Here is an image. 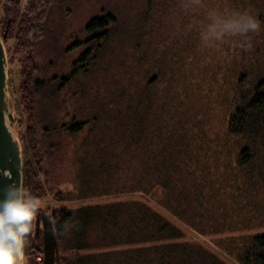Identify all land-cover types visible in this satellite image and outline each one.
I'll return each mask as SVG.
<instances>
[{"label": "trees", "instance_id": "1", "mask_svg": "<svg viewBox=\"0 0 264 264\" xmlns=\"http://www.w3.org/2000/svg\"><path fill=\"white\" fill-rule=\"evenodd\" d=\"M54 4L55 0H31L28 7L21 10L19 0H10L3 20L0 19L2 33H7L5 43L12 67V90L25 158V189L32 196L38 198L40 195V201L46 199V184L52 176L48 167L54 146L47 144V139L56 135L59 129L75 137L89 126V122L76 120L78 123L72 122V128L66 123L69 121H64L61 126L45 129L43 121L35 119L34 114L41 109V90L48 86L34 80V74L39 71L36 59L47 36L46 23ZM183 7L173 52L169 48V56L156 49L152 52L154 57L149 59H153V64L148 65L152 70L141 85V92L149 95L151 102L142 104L140 99L137 107L131 109V115H136L130 128L131 145L142 146L147 140L145 132L148 136L143 147L145 152L140 151L144 178L147 179L137 181L138 185L144 182L138 189L146 196L156 187L163 189L166 194L160 202L162 210L147 199L134 197L137 194L133 192L137 191L128 192L131 196L125 198L111 191L115 195L111 202L88 204L85 202L102 198L97 187L92 190L94 184L75 185L79 192L59 191L53 199L55 202L76 204L59 205L54 209L52 206L50 210L47 205L42 206H46V212L51 214L55 224L61 264H227L200 243L188 241L181 226L173 223V216L183 220L181 210L185 206L188 208L196 203L202 206L212 201L221 204L222 197L227 196L231 203L251 198L264 205V26L259 32L249 34L251 47L247 49L229 39L213 44L216 50L209 54L198 44L205 26L202 21H206V15L209 17L213 10L217 13L233 9L250 11L264 25V0H207L201 15L193 14L194 10L187 5ZM114 21L112 17L95 19L87 30L94 35L95 30L103 29L108 39L111 32L107 30ZM96 35L100 40L101 36ZM170 40V37L164 38L162 47L166 48ZM9 42H13L16 52L21 54L20 75L24 80L20 92L28 116L26 129L20 115ZM76 48L78 46L69 51L74 52ZM83 62L73 64L72 77L81 69L86 73L87 67H91L88 62L87 66L77 68ZM211 66H229L230 76L236 77L234 83L230 82L216 94V99L213 97L220 86L217 73H209ZM164 86L166 90H163ZM212 86L217 87L207 91H213V95L201 94L206 87ZM173 94L177 99L174 107ZM205 100L208 105H221L222 109L229 105L228 113L222 119L225 133L219 140H215L214 129L208 125V111L197 108ZM140 127L153 129L148 132L139 130ZM173 151L182 155L177 157L181 161H176ZM181 166L191 168V175L185 177L178 172ZM174 171H177L176 176ZM201 178L203 180L196 185L204 186L195 190L191 198L185 187ZM224 182L228 183L226 190L223 189ZM83 187L88 188L83 191ZM253 229L258 233L242 238L241 246L231 249L228 246V252L238 253L241 264H264V220ZM32 240L31 249L26 241L27 264H39L30 262L32 255L43 254L39 250L36 231ZM225 240L231 243L234 239Z\"/></svg>", "mask_w": 264, "mask_h": 264}, {"label": "rangeland", "instance_id": "2", "mask_svg": "<svg viewBox=\"0 0 264 264\" xmlns=\"http://www.w3.org/2000/svg\"><path fill=\"white\" fill-rule=\"evenodd\" d=\"M9 1L0 0L1 21ZM30 1L19 0L21 10L26 9ZM206 1L55 0L46 23L47 36L36 59L39 71L34 74V80L48 84V86L47 90L44 88L41 90L39 98L41 109L34 114L35 119L43 121L45 129L55 125L61 126L64 121H69L66 123L72 128L74 127L73 117L79 121L89 122V126L75 137L59 129L56 135L53 134L47 139V144L54 146L48 167L52 176L46 184L47 200L43 198L41 205H47L49 210V207L53 206L54 209L55 206L60 205L53 200L59 191L73 193L76 190L79 192L75 185L82 187L87 182L91 186L94 184L91 187L92 190L97 187L102 198L91 199L85 204L111 202L115 195L125 198L131 196L128 192L137 191L133 192L137 194L133 195L134 197L139 200L147 199L156 208L162 210L160 202L166 194L163 189L156 187L149 196L142 195L144 192L138 189L147 179L144 178V163L141 160L140 151L145 152L143 147L148 142V136L145 132L147 140L142 146H136L135 143L131 145L133 137L131 139L130 131L132 130L130 128L136 117V115H131V109L132 106L137 107L140 99L142 104L151 102L150 96L141 92V85L152 70L148 65L153 64V59H149L154 57L152 52L156 49L164 55H169V48H172L173 52V46L177 44L175 38L178 31L177 23L183 16L181 10L186 7L183 6L187 5L194 10L193 14H199L206 6ZM108 17L115 19L107 30L111 32L108 39L105 33L103 34L104 30L99 28L95 30L94 35H100V40L96 37L94 41L83 45V52H68V49L76 43L88 41L92 34L87 28L93 20ZM209 21L206 15V21H202L204 27L209 24ZM166 37H170L171 40L166 48H163L162 40L164 41ZM198 44L206 53L211 54L213 50H216L213 45L205 46L200 40ZM9 46L12 50L13 72L20 102L21 120L26 129L28 116L24 112L21 103L23 95L20 92L21 81L24 80L20 75L23 66L20 62L21 54L16 52L13 42H9ZM88 48L92 49V53L88 56L91 67H87V72L84 73L80 68L84 62L79 63L77 68L81 69L80 73L72 77L75 71L74 62L80 60ZM211 68L209 73L211 71H213L212 74L217 73V83L220 86L213 97L216 99V94L230 82L234 83L236 77L234 74L230 76L227 71L229 66L228 68L211 66ZM67 79L70 81L67 82ZM214 87L217 86L206 87L201 94L213 95V91L207 90ZM163 90H166V86ZM176 100L173 94V107ZM227 107L229 105L223 109L219 104L208 105L206 100L202 105L197 106L203 112L208 111L210 116L208 125L214 129L215 140H219L225 133L222 119L228 113ZM58 114L60 117H57ZM140 117L142 118L143 115ZM144 129L146 127L139 128V130ZM152 129H146V131L149 132ZM209 140L213 141V139ZM181 156L173 151L174 158ZM199 159L202 160V158ZM181 160V158L176 159L177 162ZM213 162L215 163L214 158ZM180 169L178 172L185 177L191 175L192 171L188 166H181ZM176 173L177 171L173 172L175 176ZM141 178H144V182L138 185L137 181ZM202 180L201 178L192 181L189 186L185 187V191L190 193L191 198L195 190L204 186V184L196 185ZM227 186L228 183L224 182L223 189L226 190ZM86 188L88 187H83L82 190L86 191ZM111 191L115 195H112ZM222 199L224 201L221 204L212 201L209 204L203 203L202 206L197 203L188 208L185 206L181 210L184 213V219L180 220L173 216V223L181 226L188 241L200 243L222 262L241 264L238 262V253L228 252V246H231L230 249L241 246L239 241L242 238L258 233L253 227L264 220V205L251 198L243 199L238 203H231L229 196L222 197ZM68 204L76 203H64L60 206ZM46 209V206L41 207L42 212H46ZM33 224V232L31 231L27 241L29 249L33 245L32 236L36 231L35 220ZM43 237L42 228L39 235V250L44 252ZM225 239L234 240L229 243ZM34 256L30 257V262L37 261L39 264H44V254Z\"/></svg>", "mask_w": 264, "mask_h": 264}, {"label": "clouds", "instance_id": "3", "mask_svg": "<svg viewBox=\"0 0 264 264\" xmlns=\"http://www.w3.org/2000/svg\"><path fill=\"white\" fill-rule=\"evenodd\" d=\"M210 23L200 32L205 46L232 40L238 47H251L250 35L261 30L260 19L246 10L209 14ZM41 201L18 184H10L0 198V264H22L27 237L41 210Z\"/></svg>", "mask_w": 264, "mask_h": 264}, {"label": "water", "instance_id": "4", "mask_svg": "<svg viewBox=\"0 0 264 264\" xmlns=\"http://www.w3.org/2000/svg\"><path fill=\"white\" fill-rule=\"evenodd\" d=\"M7 33L0 27V198L10 184L25 188V158L20 129L17 122V105L12 90L11 63L5 43ZM43 228L44 264H61L56 230L45 212L36 221V237ZM26 253L22 264H27Z\"/></svg>", "mask_w": 264, "mask_h": 264}, {"label": "flooded vegetation", "instance_id": "5", "mask_svg": "<svg viewBox=\"0 0 264 264\" xmlns=\"http://www.w3.org/2000/svg\"><path fill=\"white\" fill-rule=\"evenodd\" d=\"M96 37H97V35H91V37L88 39V41L86 40V42H84V43H82V42H78V43H76V45H75V47L76 46H78V48H76V50L74 51V52H76V51H82L83 52V49H82V47H83V45H85V44H88V43H90V42H92V41H94V39H96ZM74 48V46H72L71 48H69L68 49V52H69V50H72ZM92 53V49L91 48H88L85 52H84V54L81 56V58H80V60H84V64L82 65V67H85V66H87V62H88V56L90 55ZM79 59H78V61H80ZM77 61V62H78ZM76 62H74V64H75ZM68 80V79H67ZM76 118L75 117H73L72 118V122L74 123V124H76V123H78V122H76ZM45 214V212L43 211H41L40 210V212L37 214V216H36V218H35V221H37V219L38 218H42V216ZM49 216L51 217V214L49 213ZM51 219H52V222H53V224H54V221H53V218L51 217ZM35 224V223H34ZM54 227H55V224H54ZM27 241H28V237H27ZM43 254H44V252H43Z\"/></svg>", "mask_w": 264, "mask_h": 264}]
</instances>
